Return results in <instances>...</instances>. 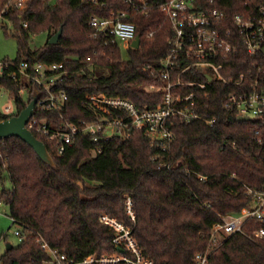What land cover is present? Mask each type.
<instances>
[{
	"label": "trees",
	"instance_id": "obj_1",
	"mask_svg": "<svg viewBox=\"0 0 264 264\" xmlns=\"http://www.w3.org/2000/svg\"><path fill=\"white\" fill-rule=\"evenodd\" d=\"M146 1L152 7L150 14L132 17L141 43L138 49H128L129 59L117 43L93 39L89 27L91 18L127 12L129 5L122 0H27L25 11L9 15L14 27L10 31L5 27L2 33L18 41V56L13 61L63 62L72 72L55 89L68 96L63 111L37 110L38 118H48L55 125L63 119L77 125L95 122L96 115L84 104L85 97L94 94L118 96L142 110L162 103L160 94L145 88L164 84L160 61L172 33L157 7L167 0ZM260 4L261 0H218L214 6L232 18L235 13H254ZM4 6L0 0V12ZM60 28L59 43L51 45L50 39ZM153 31L155 35L148 38ZM43 32L48 34V42L32 50L30 36ZM102 52L104 56L99 55ZM252 63L244 54L230 56L223 75L236 78ZM7 86L14 92L18 88L16 84ZM230 91L218 83L211 85L203 119L178 121L175 140L165 152L151 144L144 130L131 128L130 137L98 143L80 133L58 157L54 154L58 143L34 133L53 155L56 165L51 167L21 139L4 140L0 203L9 207L22 235L19 245L0 256L2 264H44L50 257L38 240L75 260L112 253L114 248L105 242L115 232L100 221L103 214L129 227L142 253L154 264H195V256L207 251L211 252L208 264H264V237L254 235L264 230V223L255 219L218 248L212 249L211 244L212 228L221 217L252 206L249 190L264 189V152L254 141L256 130L264 137V126L255 120L239 122L236 114L223 108ZM32 96L17 99L20 113ZM215 119L210 127L207 122ZM127 199L133 204L134 222L126 211Z\"/></svg>",
	"mask_w": 264,
	"mask_h": 264
},
{
	"label": "built area",
	"instance_id": "obj_2",
	"mask_svg": "<svg viewBox=\"0 0 264 264\" xmlns=\"http://www.w3.org/2000/svg\"><path fill=\"white\" fill-rule=\"evenodd\" d=\"M129 5L127 12H111L107 18L94 17L89 23L92 38H102L124 44L128 51L138 37L137 25L132 21L134 15L148 16L152 7L146 0H122ZM218 0H167L157 7L166 17L172 38L167 53L160 61L163 86L147 85L146 92L160 94L162 103L156 108L140 109L134 102L118 96L108 97L105 94L87 95L84 104L96 115L95 122H81L79 125L64 120L55 125L48 118H38L37 110L61 112L68 96L65 91H56L72 72L60 64L0 61V101L8 100L14 105L0 107V118L10 119L20 114L17 99L25 95L38 94L35 115L29 119L28 130L58 145L54 154L63 156L67 147H71L80 133L89 135L94 143L112 141L117 137H130V130H144L150 137L151 144L157 145L162 152L170 149L175 140L174 129L178 121L191 122L203 119L202 112L210 96V86L218 83L229 87L225 95L223 108L234 113L238 118L255 120L264 126V0L254 13L233 14L232 18L225 11L215 7ZM98 3L99 0H93ZM0 12V31L7 27L10 31L14 21L9 15L14 11H25L27 0H4ZM28 24H23L26 28ZM155 32L148 33L152 38ZM134 49V48H133ZM248 56L253 60L252 67L236 78L227 79L223 72L227 70L226 62L230 56ZM104 56L105 53L99 54ZM91 61V58H88ZM199 77L205 81L197 80ZM210 78V79H209ZM29 80L28 86L23 83ZM16 84V92L7 85ZM210 127L215 120L207 122ZM254 141L264 152V137L259 130L255 131ZM4 140L0 139L1 146ZM101 151V148H99ZM200 179L205 177L200 176ZM1 193V191H0ZM252 206L242 209L235 215L221 217L211 231L212 249L218 248L223 241L236 232H242L249 220L255 219L264 223V189L249 190ZM128 216L134 221L135 213L130 199L126 201ZM13 221V220H12ZM100 221L115 232L113 239L106 240V245L113 247L114 252H104L101 256L88 255L82 260H75L60 254L46 242L38 240L41 249L49 260L44 264H154L139 248L132 230L125 224L116 221L108 214H103ZM22 231L18 228L15 236L21 241ZM257 238L264 237V230L254 232ZM121 249V251L119 250ZM195 256V264H208L209 254ZM0 264L2 261L0 259Z\"/></svg>",
	"mask_w": 264,
	"mask_h": 264
},
{
	"label": "water",
	"instance_id": "obj_3",
	"mask_svg": "<svg viewBox=\"0 0 264 264\" xmlns=\"http://www.w3.org/2000/svg\"><path fill=\"white\" fill-rule=\"evenodd\" d=\"M63 29L60 28L59 32L52 36L49 43L51 45H56L61 39ZM141 43V38L137 37L132 43L134 49H138ZM210 79V78H209ZM38 100V94H33L29 106L23 110L18 116H13L8 120L0 121V139L7 140L13 137L21 139L29 147H31L37 156L42 160L45 165L55 167V159L48 151L46 145L36 138L33 132L28 130L27 124L29 119L35 115L36 103ZM239 122H247L248 118L242 117L238 118ZM13 245L8 244L7 250H11ZM121 251V249H119Z\"/></svg>",
	"mask_w": 264,
	"mask_h": 264
},
{
	"label": "rangeland",
	"instance_id": "obj_4",
	"mask_svg": "<svg viewBox=\"0 0 264 264\" xmlns=\"http://www.w3.org/2000/svg\"><path fill=\"white\" fill-rule=\"evenodd\" d=\"M54 2L55 0H53V3ZM30 38L31 39L29 42V46L32 50L43 48L49 40L48 34L45 32L33 34L30 36ZM120 47L123 52L124 58L129 59V53L125 49L124 44L121 43ZM18 49L19 44L17 39L13 37H6L4 36L2 31H0V61L15 60L18 56ZM23 84L25 86H28L29 80H25ZM23 99L27 100L28 96L25 95ZM9 104L11 106L14 105L13 102L10 103L6 99L0 101V107L7 106ZM131 221L133 220L131 219ZM17 229L18 226L13 224L9 207L4 205L3 203H0V256L5 252L8 244H11L16 247V245H19L21 243L19 237L15 236V232Z\"/></svg>",
	"mask_w": 264,
	"mask_h": 264
}]
</instances>
